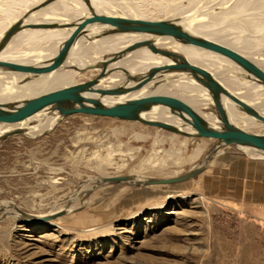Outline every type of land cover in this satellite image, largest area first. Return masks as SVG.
Wrapping results in <instances>:
<instances>
[{
    "label": "rangeland",
    "instance_id": "rangeland-1",
    "mask_svg": "<svg viewBox=\"0 0 264 264\" xmlns=\"http://www.w3.org/2000/svg\"><path fill=\"white\" fill-rule=\"evenodd\" d=\"M223 1L114 3L130 4L133 12L154 21L171 18L177 7L189 8H178L179 16L200 12L197 17L213 20L212 27L223 28L227 39L250 41V51L245 50L262 59L258 55H264V31L237 26L232 15H218ZM11 5V0H0L1 23ZM41 44L31 56L50 50V43ZM215 145L213 139L183 138L89 115L62 118L40 135L0 138V264H264V196L253 199L257 184L244 173L264 168V159H252L239 147L219 148L222 153L206 169L181 183L94 187L88 182L100 174L127 176L129 172L115 168L132 165L134 173L151 161L154 168L140 172L152 180L169 179L199 163ZM132 148H138L136 158L121 156ZM197 151L201 154L192 161ZM165 161L179 165L166 166ZM107 163L112 165L104 168ZM67 205L74 207L71 213L46 223H24L16 214L37 217Z\"/></svg>",
    "mask_w": 264,
    "mask_h": 264
},
{
    "label": "bare ground",
    "instance_id": "bare-ground-1",
    "mask_svg": "<svg viewBox=\"0 0 264 264\" xmlns=\"http://www.w3.org/2000/svg\"><path fill=\"white\" fill-rule=\"evenodd\" d=\"M11 1L12 5L10 6V10L5 12V18L3 19L5 22H0V43L7 31H9L16 24L17 29L9 37V39H7L4 46L0 48V60L30 66H39L46 61L51 60L61 48L63 42L76 29V26L80 23V21L89 17L91 14L154 21L148 20L145 16L133 12L130 4H122V2H115V4V0H89L90 8L87 7L83 0ZM224 1L219 3V5H221V10L218 9L220 10L218 15H228V17L232 15L237 26L242 25V27H250L251 29L259 32L264 31V17L262 18V15H264V0ZM13 7L18 8L15 10ZM170 8L168 9L169 11ZM178 8L181 7H177V10H175L176 8L172 9L175 12H179ZM18 9L20 11H17ZM181 9L182 10L180 11H188L189 8H187V10L186 8H184L185 10H183V8ZM170 12L172 14V11ZM176 13L173 15L169 13L171 18H166L167 20L161 21L172 22L182 31H185L195 38L206 39L225 46L249 59L264 71V55L257 54L260 58L261 56L263 57L262 59H259L254 57L253 52L251 54L246 51L250 48L249 43H247L250 41L246 42L244 39L242 40L238 37L235 39L233 38L234 40H231V38L230 40L227 39L223 33H221L222 31H220L223 28L215 30V26L212 27L214 24L213 20H211L212 23L210 21V23H208V20L205 22L204 19L198 18L202 15L200 12L197 15L198 17L194 16V14L187 15L186 12L182 13H186V15L181 16H179L180 13ZM196 14L197 13H195V15ZM209 15L212 18V15L214 14L210 12ZM209 15L206 16V19L209 18ZM176 19H179V21H175ZM214 20L216 21L215 18ZM225 21L228 26L230 19L228 20L226 18ZM217 22H215V25H217ZM231 27L234 29V26L231 25ZM243 30L247 31L245 28ZM110 31V28L98 23L87 25L71 46L63 66L53 72L37 75L18 73L0 68V107L10 110L16 108L27 99L70 85L88 81L95 77L98 70L85 71L84 69L86 67L96 63H102L111 55L129 47L132 43L149 40L155 47L175 53L186 59L189 63L208 71L227 91L241 99L247 105L251 106L264 117L263 85L252 76L246 74L240 67L229 59L207 50L181 44L170 37H158L136 33L107 34L111 33ZM260 36H262V34H260ZM41 42L50 43V50L38 57L31 56V54L34 53L40 45L43 46ZM170 62L171 60L167 58L151 54L147 47H139L123 55L119 61L109 66V68H122L125 69L131 76L142 77L150 67H159ZM245 76H247L250 80L244 79L243 77ZM124 85L130 86L132 84L126 82V76L122 71H114L102 78L96 88L107 89ZM84 95L89 98L98 99L104 106L107 107L124 103L132 99H139L152 95L171 96L183 101L191 107V109H193L206 122L210 129H223L216 114L209 91L190 74L184 72H159L153 79L141 88L119 96L101 97L95 94ZM221 104L228 121L233 126L247 133L264 135V125L262 123L247 116L239 107L225 97H221ZM140 117L141 119L148 121L151 119L155 121L166 120L171 123V125L176 126L184 132L191 134L195 133L187 124H184L177 118L170 116L167 110L159 106H154L149 111L141 113ZM58 119L59 116L57 112L52 107H48L21 122L14 124L0 123V137L7 134H26L28 136L40 135L43 130L51 128L58 121ZM32 120H34L36 124L29 126L28 123ZM183 128L187 129L184 130ZM177 136L179 137L180 135ZM134 137L138 139L139 136L136 134ZM137 149L138 148H132L130 149L132 150L131 152L121 156L127 157L130 160L136 158L134 153H138ZM239 150L252 159H264L263 153L256 149L239 146ZM220 153H222L221 149H211V151L208 152L199 163L193 165L183 174L200 166L206 169L212 158ZM200 154L201 151H197L193 156L192 161L196 160V158L198 159ZM110 165L112 164L107 163L103 165V167L106 168ZM164 165L177 167L179 164L172 161H165ZM154 166V163L151 161L145 166H140L138 171L136 170L132 173V165L121 164L115 169L119 172H129L126 176V181L106 183V180L112 177L100 174L88 180V182L94 187L113 184H119L118 186L128 184L147 187L150 186L147 185V183H149L152 179L143 175V173L140 172V169L151 170ZM123 192L125 191L123 190ZM73 209V206L65 208L62 207L51 214L37 217L26 215L24 212L18 211H16V214L20 220H24V223L35 222L40 224L43 222H49L63 215H67V213H71Z\"/></svg>",
    "mask_w": 264,
    "mask_h": 264
},
{
    "label": "water",
    "instance_id": "water-1",
    "mask_svg": "<svg viewBox=\"0 0 264 264\" xmlns=\"http://www.w3.org/2000/svg\"><path fill=\"white\" fill-rule=\"evenodd\" d=\"M83 1L87 7L90 8L89 0ZM94 23H98L110 28L111 33L107 34L136 33L158 37H170L181 44L190 45L221 55L235 63L246 74L255 78L264 87V71L252 61L225 46L208 41L206 39L195 38L185 31H182L172 22L146 21L97 14H91L89 17L82 19L76 26V29L73 31V33L63 42L61 48L51 60L46 61L39 66H30L0 60V68L18 73L37 75L53 72L63 66L71 46L80 36L84 28L87 25ZM16 29L17 24L7 31L0 43V48L4 46L7 39H9ZM139 47H147L151 54L167 58L171 60V62L159 67H150L142 77L131 76L125 69L122 68H109V66L119 61L123 55ZM84 70H98V73L94 78L88 81L70 85L34 98L27 99L16 108L6 110L0 107V123H18L33 116L45 108L52 107L59 116L58 120L71 115H89L125 122H139L147 127L157 128L162 131L187 138L213 139L216 141V145L213 149H219L224 146H243L256 149L262 152L264 155V135L247 133L233 126L226 117L225 111L221 104V97L227 98L237 107H239L243 113L257 120L263 125L264 117L261 116L251 106L247 105L241 99L227 91L217 80L213 78V76L208 71L189 63L186 59L175 53L155 47L149 40L132 43L129 47H126L125 49L111 55L102 63H96L86 67ZM114 71H122L126 76V82L131 83L132 85L117 86L107 89L96 88L102 78ZM159 72H184L190 74L194 79L199 81L209 91L216 114L220 123L222 124L223 129H210L206 122L193 109H191V107H189L183 101L171 96L152 95L139 99H132L124 103L107 107L104 106L98 99L89 98L84 95L95 94L103 97L127 94L144 86ZM154 106L164 108L167 110L170 116L177 118L184 124H187L195 133L191 134L184 132L178 129L176 126L165 122L141 119L140 114L149 111ZM12 135L13 134H7L2 137ZM204 169V167L200 166L188 173L169 179L151 180L149 183H147V185H171L185 182L200 174ZM126 178V176L112 177L106 180V183L124 182L126 181Z\"/></svg>",
    "mask_w": 264,
    "mask_h": 264
},
{
    "label": "crops",
    "instance_id": "crops-1",
    "mask_svg": "<svg viewBox=\"0 0 264 264\" xmlns=\"http://www.w3.org/2000/svg\"><path fill=\"white\" fill-rule=\"evenodd\" d=\"M244 173L245 175H250L249 178H251L252 181L257 184L254 185H256L258 189L252 191L253 199L259 198V200H261L264 196V168L256 166L255 168L249 169Z\"/></svg>",
    "mask_w": 264,
    "mask_h": 264
}]
</instances>
